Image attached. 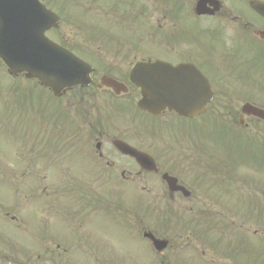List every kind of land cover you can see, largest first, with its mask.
I'll use <instances>...</instances> for the list:
<instances>
[{"label": "rangeland", "instance_id": "rangeland-1", "mask_svg": "<svg viewBox=\"0 0 264 264\" xmlns=\"http://www.w3.org/2000/svg\"><path fill=\"white\" fill-rule=\"evenodd\" d=\"M121 1L45 0L62 16V28L49 31L50 36L58 41L63 36L66 47L96 68V81L89 86H73L57 97L35 79L11 75L0 60V202L18 216L15 231L0 221V247L16 241L30 245L34 264H264V121L245 116L249 124L240 122L247 101L264 107V53L259 50L264 39L244 28L233 30L243 21L264 23L248 6L250 0H226L243 20L228 21L222 32L196 17L197 0ZM191 57L216 92L209 110L193 120L154 119L136 110L137 97H131L132 106L123 93L97 87L102 75L115 74L116 68L128 78L137 59L176 63ZM127 84L140 92L129 78ZM47 101L60 109L53 113L56 124L49 121ZM21 122L26 138L17 126ZM99 132L132 134L138 148L161 158L164 170L187 176L196 196L167 202L162 176L138 175L121 157L119 166L106 164L115 160L111 154L74 163L70 156L86 141L85 149L96 153ZM192 173L200 174L196 183L188 181ZM208 176L232 199L218 197L219 191L211 198L204 193L209 186L204 189L201 181ZM144 231L167 239V248L155 250ZM0 259L13 264L6 256Z\"/></svg>", "mask_w": 264, "mask_h": 264}, {"label": "water", "instance_id": "water-1", "mask_svg": "<svg viewBox=\"0 0 264 264\" xmlns=\"http://www.w3.org/2000/svg\"><path fill=\"white\" fill-rule=\"evenodd\" d=\"M207 1L200 0L199 9ZM251 6L264 16V2L253 1ZM56 19L38 0H0V57L11 70H25L28 77L38 78L59 94L65 86L88 83L91 69L73 53L46 38L45 31L55 25ZM130 77L142 89L138 105L156 115L167 108L193 117L203 112L206 103L213 98L207 77L194 64L180 63L173 66L162 61L138 62ZM109 83L115 88L120 86L114 80H109ZM242 112L264 119V109L250 103L245 104ZM118 147L124 153L133 154L145 167L156 168V163L148 154L138 152L122 142L118 143ZM165 177L174 189L179 188L175 178L167 174ZM149 236L158 248L166 246L165 241Z\"/></svg>", "mask_w": 264, "mask_h": 264}, {"label": "flooded vegetation", "instance_id": "flooded-vegetation-1", "mask_svg": "<svg viewBox=\"0 0 264 264\" xmlns=\"http://www.w3.org/2000/svg\"><path fill=\"white\" fill-rule=\"evenodd\" d=\"M98 1V0H97ZM100 1H105V2H107V1H110L111 3H112V0H100ZM123 1H127V0H122L121 1V3L123 2ZM166 1V3H168L169 2V0H165ZM197 2V1H196ZM226 2H227V4L228 5H230L231 7L233 6V7H235L234 5H231L228 1H226V0H219V2H215V0H210V2H207V4H206V6H205V9L207 10V14H205V15H198L197 17H202L200 20H202V21H204V22H206V23H209V24H212V23H214L215 24V27L213 28V29H211V30H213L214 32H217V31H223V29L225 28V26H226V23L228 22V21H232V20H235V19H238V23L239 24H241L240 22H242V17H238V16H235L234 15V12H235V8H231L230 6H228L227 4H226ZM165 3V4H166ZM172 3H174V1L172 2ZM248 5H250V3H248ZM195 7H196V3L193 5V7H192V10L194 11V13H195ZM186 8V6L183 4L182 6H181V8H180V11H182V9H185ZM172 11H174V8H172ZM189 12V11H188ZM244 18V17H243ZM241 19V20H240ZM245 19V18H244ZM248 20V19H247ZM202 21H200V23H202ZM264 23V22H263ZM240 28H244V29H247V30H250V31H253V32H256V31H258V30H260V29H257V28H260L259 26H257V24L256 23H253V22H251V21H243V23L241 24V25H238V28L237 29H233V30H238V29H240ZM202 29H204V27H202ZM201 30V29H200ZM209 31H210V29H208ZM207 30V31H208ZM262 30V29H261ZM202 31V30H201ZM61 35V34H60ZM264 37V36H263ZM211 38H213L212 37V35H211ZM62 40H64V37L63 36H60V41L62 42ZM59 41V42H60ZM64 42V41H63ZM64 45H66V43L64 42ZM150 61H158V60H162V61H165V62H171V61H167L166 59H164L163 60V58H158V59H152V58H148ZM137 61H139V59H137ZM137 61H134V62H132L133 64L134 63H136ZM181 61H184V62H192V63H194V64H196V66L200 69V70H202L203 71V67L201 66V64H199V62L197 61V58H194V57H191V58H189V59H181L180 61H176V63H173V62H171V63H173V64H178V63H180ZM112 64H113V61L111 62ZM104 66L107 64L106 63V61L104 60L103 61V63H102ZM132 64V65H133ZM108 65V64H107ZM131 65V66H132ZM130 66V67H131ZM118 71L115 73V74H110V75H108V74H106V75H108V76H110L111 78H114V79H117L118 81H120V82H122V83H124V84H126V85H128L127 84V80H128V78H127V75H125V72L121 69V68H116ZM115 69V70H116ZM131 69V68H130ZM128 72H129V70H128ZM128 72H127V74H128ZM11 75H13V74H11ZM19 75H23L25 78H26V76H25V74L24 73H20V74H18V75H13V76H19ZM102 76H105V75H102ZM100 85L101 84H99L98 85V83H97V87H99L100 88ZM128 87V86H127ZM101 88H105L104 86L103 87H101ZM100 88V89H101ZM107 88V87H106ZM105 88V89H106ZM113 92V91H112ZM113 93H115V92H113ZM124 95H125V98L123 99V100H125V102H128L129 104L131 103L132 104V106H134V101L133 100H131V97H139V92L138 93H135L134 91H132L131 89H129V87H128V91H127V93H123ZM115 95H116V93H115ZM118 96H120V94H117ZM116 95V96H117ZM118 101V100H117ZM117 101H114L113 103H116ZM120 101H122L121 99H120ZM48 102V112H49V116H48V118H49V121L53 124H56V122H54V112L55 111H59L60 109H59V107L57 106L56 107V105H55V103H53V101H47ZM110 105H111V103H110ZM55 107L57 108V109H55ZM6 111H8L9 112V110H8V108H6ZM141 111H143V112H145L146 114H149V113H147L146 111H144V110H141ZM139 112V111H138ZM151 115V114H150ZM172 116V115H176V116H178L177 114H176V112H174V111H168V110H166V111H164L162 114H161V116H159V117H154V116H152V117H154V119H159L160 120V118L161 117H165V116ZM179 117V116H178ZM197 117H201V115H199V116H196V117H194L193 119H196ZM180 118H185V117H180ZM67 119H69V117H67ZM186 119H190V118H186ZM193 119H190V120H193ZM60 125H64V124H61L60 123ZM17 126H18V129L19 130H23L22 131V133H21V135H22V137H25L24 136V126L22 125V122L21 123H17ZM67 128L66 127V125H64L63 126V128ZM100 134L99 135H97V137L95 138L96 139V149H97V151H96V153L94 154L93 153V151H92V149H90L89 151H88V149L86 150L85 148H87V145L89 146L90 144H89V142L88 141H86L85 143H84V147H80L79 149H76V152L75 153H73L71 156H70V159L72 158V161L74 162V163H76L77 161H79L80 159H83L84 161H82L81 162V164H83L84 162L85 163H87V161L88 162H98V160L100 159V160H104V158H105V156L106 155H109V154H111L110 155V157H115V160L114 161H109V162H106V164H111V165H114V166H119V164H121V162L120 161H122L121 159H120V157L123 159V160H125V161H127L128 162V164L130 165V167L132 166V167H134V168H137L138 169V171H137V173L136 174H138V175H140L141 173H142V171H146L147 173H149V174H155V176L156 177H158V179L160 180L161 179V176H162V179H163V176H164V173H168V174H170L171 176H176L177 178H178V183L179 184H181L184 188H188L189 190H190V192L192 193H190L189 195H187L186 194V192H183L184 190H175V191H170V188H169V186H168V184H167V187H168V193H167V195H168V197H167V202L168 201H174L175 199H176V196H184V197H186V196H192L193 194H194V196H196V194H195V189H194V192H193V185H189V184H187V181L185 180V179H187V176H186V178H182L181 176L179 177L178 176V174L177 173H175V172H173L172 170H169V169H166L165 168V170L162 168V165L161 164H163L162 163V160H161V158L160 157H158L154 152H150V151H148V150H145V149H140V148H138V146H137V144L139 143V142H135V140L134 139H136V138H134V139H132L131 137V135L132 134H129V135H127V134H122V135H113V136H111V135H107V136H105V134L103 133V132H99ZM103 136H105L107 139L106 140H101L100 139V137H103ZM26 138V137H25ZM110 138H112L111 140H110V142H109V144H110V146H108V148H107V146H105V143L110 139ZM190 138H192V137H190ZM119 139H121V140H123L124 142H126V143H128L129 145H132V146H134L135 148H137L138 150H143V151H146V152H148V153H151V154H153V156L155 157V159H156V161H157V163H158V170L157 171H148V170H145V169H143V168H141V166H140V164H137V161H136V159L134 158V157H132L131 155L129 156V155H127V154H123L120 150H118V148L116 147V144L114 143L116 140H119ZM50 140V139H49ZM132 140L134 141V142H132ZM192 140H195V138L193 139L192 138ZM50 141H52V140H50ZM106 141V142H105ZM195 142H196V140H195ZM195 151H197V152H199V151H201L200 149H198L197 147H196V149H195ZM163 161L164 162H169V159H165V158H163ZM200 167H202V165L200 164L199 165ZM208 166H210V164H207V167ZM124 173V172H123ZM73 174H75V173H73ZM137 175V176H138ZM188 177H189V180L188 181H190V178L192 179V180H195V183L198 181V179L200 178V174H199V176H197V174H189L188 175ZM209 177V176H208ZM191 183H193L192 181H191ZM166 184V183H165ZM201 185H202V187L204 188V189H206V187H207V185L209 186V189L207 190V191H204V193H206V194H208V196H210V198H211V196L212 195H216V192H218L219 194H217L218 195V197L219 196H223V195H229V192L228 193H225V192H223L221 189H219V183H217V181H213L210 177L207 179V177H205L204 179H202V181H201ZM222 193V194H221ZM204 197V196H203ZM204 199L205 200H208L209 198H206V197H204ZM143 202H144V200L142 201V204H143ZM4 207H7V204L6 203H2V202H0V221H1V223L3 224V223H5V224H7V225H9V227L7 228L8 230H10V231H15V229H16V227H17V225L18 224H16L15 222L18 220V216L16 215V214H12V213H10L9 211H10V209H9V207H8V209H5ZM3 210H6L5 212H2ZM219 213H221V211L219 210ZM218 213V214H219ZM58 216L60 217V216H62L61 214H58ZM17 231V230H16ZM144 232H147V231H144ZM154 234V233H153ZM155 235V234H154ZM156 236V235H155ZM5 239H6V241L8 242V243H11L13 240H12V238H11V235L10 234H6V236H5ZM14 239V238H13ZM42 241H43V239H42ZM19 242L18 241H16V244L15 245H12V247L11 246H5L6 248H2V247H0V257L1 258H4L5 256L7 257V259H12V262H13V264H34V263H31L32 261L31 260H33L34 259V254H35V251H34V249L35 248H32L30 245H26V246H24V245H22V246H19V245H17ZM169 243V242H168ZM43 244H45V243H43ZM48 245V244H47ZM79 248H81V247H83L82 246V243H80L79 244V246H78ZM50 250V247L48 246V248L46 249V251L48 252ZM42 254H45V252L43 251V253ZM41 253H37V255H38V258H41L42 259V257H43V255H42ZM41 259H38V261L40 262V263H43V262H41ZM0 264H3L2 263V261H1V259H0ZM35 264H37V262L35 263Z\"/></svg>", "mask_w": 264, "mask_h": 264}]
</instances>
